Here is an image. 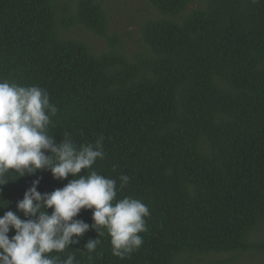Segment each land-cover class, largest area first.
Here are the masks:
<instances>
[{
	"label": "trees",
	"instance_id": "16d2710c",
	"mask_svg": "<svg viewBox=\"0 0 264 264\" xmlns=\"http://www.w3.org/2000/svg\"><path fill=\"white\" fill-rule=\"evenodd\" d=\"M144 1L151 15L138 9L118 29L108 0H0V82L47 90L59 109L48 133L58 142L103 136L106 155L93 169L117 180V199L150 210L143 245L123 260L106 231L91 228L51 255L73 254L78 264H264V0ZM122 174L130 182L120 191ZM35 179L50 193L73 177L11 171L0 216L25 219L16 205ZM93 211L75 219L91 226ZM90 238L101 240L92 254L83 250Z\"/></svg>",
	"mask_w": 264,
	"mask_h": 264
},
{
	"label": "clouds",
	"instance_id": "9594fccd",
	"mask_svg": "<svg viewBox=\"0 0 264 264\" xmlns=\"http://www.w3.org/2000/svg\"><path fill=\"white\" fill-rule=\"evenodd\" d=\"M58 111L46 89L0 82V192L9 183L11 171L19 178L43 171L59 181L73 177L50 193L38 191L41 180H33L16 205L25 219L11 210L0 216V264H78L73 254L66 259L51 254L79 245L90 228L98 237L106 231L112 255L121 260L144 243L140 233L148 230L149 207L131 196L117 199V180L93 169L106 155L103 136L94 144L77 146L67 137L58 142L48 133ZM83 170L89 171L82 174ZM119 181L123 191L130 177L122 174ZM0 207L7 209L9 203ZM82 209L94 210L91 226L75 219ZM100 244V238H90L83 250L95 253Z\"/></svg>",
	"mask_w": 264,
	"mask_h": 264
},
{
	"label": "rangeland",
	"instance_id": "374dc122",
	"mask_svg": "<svg viewBox=\"0 0 264 264\" xmlns=\"http://www.w3.org/2000/svg\"><path fill=\"white\" fill-rule=\"evenodd\" d=\"M125 3L129 6V8L125 5ZM108 4L110 5V18L114 20L112 24L117 26L118 29H121V24H116V22H118L120 19H123L122 23H125L127 21L126 17L128 14L129 20H132L130 17H132V14L137 12L138 9H147V13L151 15V10L148 8L144 0H108ZM139 14H142V12H138L137 15L139 16ZM129 30L131 31V36L129 38L126 37L124 42L127 44L129 51H135L136 42L138 39V36L136 35L138 27L135 24L134 26L130 27ZM91 42L98 45H101L102 43V41L97 38L93 39Z\"/></svg>",
	"mask_w": 264,
	"mask_h": 264
}]
</instances>
